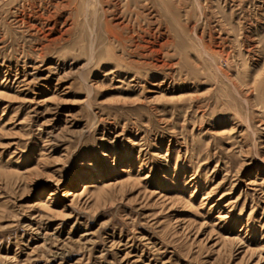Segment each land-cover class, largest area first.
Segmentation results:
<instances>
[{
  "label": "rangeland",
  "instance_id": "374dc122",
  "mask_svg": "<svg viewBox=\"0 0 264 264\" xmlns=\"http://www.w3.org/2000/svg\"><path fill=\"white\" fill-rule=\"evenodd\" d=\"M0 264H264V0H0Z\"/></svg>",
  "mask_w": 264,
  "mask_h": 264
}]
</instances>
